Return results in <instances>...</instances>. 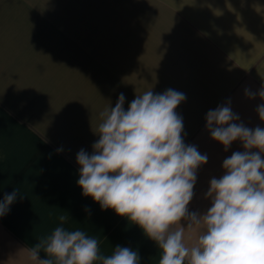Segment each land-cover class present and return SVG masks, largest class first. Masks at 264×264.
Here are the masks:
<instances>
[{
  "label": "crops",
  "instance_id": "crops-1",
  "mask_svg": "<svg viewBox=\"0 0 264 264\" xmlns=\"http://www.w3.org/2000/svg\"><path fill=\"white\" fill-rule=\"evenodd\" d=\"M264 85V0H0V264H30L27 250L61 226L98 239L102 255L119 245L158 264L141 228L101 210L78 186L77 153H92L100 113L120 93L173 89L184 142L207 154L189 211L205 212L211 178L228 151L211 139L205 116L230 101L248 127L260 126ZM63 151H57L58 149ZM195 234L190 242H194ZM41 258L44 253L41 252Z\"/></svg>",
  "mask_w": 264,
  "mask_h": 264
},
{
  "label": "clouds",
  "instance_id": "clouds-1",
  "mask_svg": "<svg viewBox=\"0 0 264 264\" xmlns=\"http://www.w3.org/2000/svg\"><path fill=\"white\" fill-rule=\"evenodd\" d=\"M245 95L260 98L256 111L264 122V85L256 92L246 88ZM185 99L173 89H151L136 94L125 110L120 93L115 107L99 114L92 153H77L82 195L138 225L157 245L158 264H264V128L246 126L230 101L206 113L211 139L225 151L239 141L243 151L225 158L223 175L210 179V207L190 212L197 170L208 157L184 142L175 110ZM18 193L0 201V217ZM59 219L61 226L27 250L30 264H139L132 248L117 245L102 255L97 238L65 228L66 216Z\"/></svg>",
  "mask_w": 264,
  "mask_h": 264
}]
</instances>
